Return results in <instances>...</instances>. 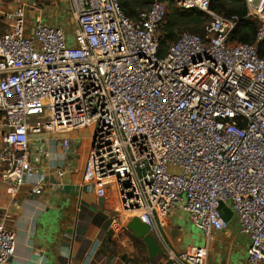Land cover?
I'll return each instance as SVG.
<instances>
[{"label": "built area", "instance_id": "built-area-1", "mask_svg": "<svg viewBox=\"0 0 264 264\" xmlns=\"http://www.w3.org/2000/svg\"><path fill=\"white\" fill-rule=\"evenodd\" d=\"M65 1L72 46L61 26L28 19L27 1L0 4L5 194L13 200L63 189L73 146L56 135L89 128L81 183L103 199L114 194L112 231L137 217L153 233L155 219L183 202L210 238L227 228L223 205L248 239L246 261L264 264V0H244L246 17L257 22L251 44L230 40L238 20L212 11L210 0H148L133 17L120 0ZM168 3L208 21L202 34L183 31L161 49ZM57 140L63 161L52 166L48 145ZM11 217L1 210L0 264L14 254ZM161 255L165 263L212 264L206 246H165Z\"/></svg>", "mask_w": 264, "mask_h": 264}, {"label": "crops", "instance_id": "crops-1", "mask_svg": "<svg viewBox=\"0 0 264 264\" xmlns=\"http://www.w3.org/2000/svg\"><path fill=\"white\" fill-rule=\"evenodd\" d=\"M18 1L24 4L22 0H0V4L13 7ZM27 2L26 17L29 11L31 18L61 26L56 7H37L34 1ZM69 133L56 135L58 139L70 138L73 146L63 189L47 190L39 196L20 195L13 200L4 190L0 193V212L4 208L10 212L12 217L7 227L15 234L14 254L8 264H171L164 262L163 255L153 260L148 258L143 242L128 230L129 220L118 231L111 230L110 220L117 207L114 194L107 190V199H103L82 185L87 156L77 159L78 139ZM48 150L49 163L60 165L63 154L58 140L50 143ZM183 213L186 212L178 205L166 217L155 219L156 231L152 234L161 248L167 246L183 252L206 246L209 263L247 264L248 239L239 234L233 215L225 230L212 232L207 238L200 230L198 234L188 232Z\"/></svg>", "mask_w": 264, "mask_h": 264}, {"label": "trees", "instance_id": "trees-1", "mask_svg": "<svg viewBox=\"0 0 264 264\" xmlns=\"http://www.w3.org/2000/svg\"><path fill=\"white\" fill-rule=\"evenodd\" d=\"M37 7L44 5L43 0H33ZM148 0H120L122 11L128 17L136 15L137 11L146 8ZM172 5V3H170ZM139 7V9H137ZM210 9L226 18L235 16L237 24L231 33L230 40L236 43L251 44L254 41L257 31V22L254 19L247 18V9L244 0H210ZM208 21V17L199 10H178L171 8L167 12L165 22L160 28L159 44L163 49L168 43L176 40L177 35L174 32L176 25L190 26L185 31L194 34H202V24ZM182 32V31H181ZM259 55L264 57V42L260 45Z\"/></svg>", "mask_w": 264, "mask_h": 264}, {"label": "rangeland", "instance_id": "rangeland-1", "mask_svg": "<svg viewBox=\"0 0 264 264\" xmlns=\"http://www.w3.org/2000/svg\"><path fill=\"white\" fill-rule=\"evenodd\" d=\"M22 1L26 2L27 0H22ZM38 1H41V0H38ZM43 2H44V5H45L46 8L56 7V10L60 14L59 20L61 22V27L66 29V31L68 32V41H67L68 46H72L73 45V41H74V39H73L74 24H73L72 16L70 14V10H69L68 4L66 3L65 0H43ZM171 8H174V6L171 5L170 3H168L167 12H169ZM137 9H139V7H137ZM27 13H28L27 18L31 19V13L29 11ZM48 25L52 26L53 24H48ZM204 25H205V22L202 24V27ZM189 27L190 26L186 27V26L176 25L175 28H174V32L176 34H179V33H181V31L183 32V31H185L184 29H187ZM67 135L73 136L76 139H78V143L76 145L77 159L78 158L82 159V158L85 157V155L87 156L89 148H90V138H91L90 129L86 128L85 130H81V131H72L71 133H69ZM169 170L171 172H174V173H178L179 172V170L176 169V168H169ZM2 190H4V189H3V186L0 183V193H1ZM182 204H183V202H179L178 203V205L180 207L182 206ZM179 210H181V208ZM182 216L184 217V222H183L184 226H186V228L189 230L188 232H191V234H198L199 230L190 221L189 214L188 213H183ZM247 264H249V263L247 262Z\"/></svg>", "mask_w": 264, "mask_h": 264}, {"label": "water", "instance_id": "water-1", "mask_svg": "<svg viewBox=\"0 0 264 264\" xmlns=\"http://www.w3.org/2000/svg\"><path fill=\"white\" fill-rule=\"evenodd\" d=\"M33 1L30 0V3ZM222 219L228 222L232 217V211L229 207L221 205ZM127 228L138 239H140L146 250L147 256L153 260L162 254V248L156 237L148 231V226L139 221L137 217H132L128 223Z\"/></svg>", "mask_w": 264, "mask_h": 264}]
</instances>
